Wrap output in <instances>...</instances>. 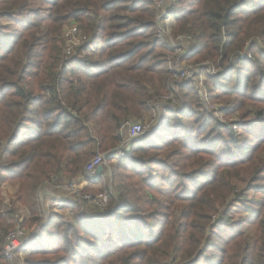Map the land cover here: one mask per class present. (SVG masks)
<instances>
[{
  "label": "trees",
  "instance_id": "1",
  "mask_svg": "<svg viewBox=\"0 0 264 264\" xmlns=\"http://www.w3.org/2000/svg\"><path fill=\"white\" fill-rule=\"evenodd\" d=\"M166 4L172 36L192 39L184 60L217 69L206 98L178 85L184 109H163L107 166L108 210H53L24 264H264V0ZM157 17L154 0H0V260L6 216L27 206L40 222L43 183L85 179L97 153L117 160L121 125L146 123L171 90ZM67 25L87 37L70 56ZM6 183L17 191L4 213Z\"/></svg>",
  "mask_w": 264,
  "mask_h": 264
},
{
  "label": "built area",
  "instance_id": "2",
  "mask_svg": "<svg viewBox=\"0 0 264 264\" xmlns=\"http://www.w3.org/2000/svg\"><path fill=\"white\" fill-rule=\"evenodd\" d=\"M154 2L158 12V17L156 20L157 36L169 49V53L166 56V61L170 71L171 90L167 95L161 98V102L155 107V109H153V117L148 122L142 123L127 121L121 125L119 133L123 139L120 141L116 150L118 152L117 160L119 157L127 158L131 155L134 143L142 141L146 134L153 127H155V125L159 124L162 113L166 108L170 107L176 110L182 108L178 104V91L175 90L177 89L178 85L180 86L189 81H195L201 88L206 98L207 89L204 86L205 74L208 73L210 75H214L217 73V69L209 66L207 63H203L201 65H186L182 61L187 55L190 54L189 47L191 45L192 39L189 36H177L174 38L172 36L174 20L168 18L166 0H154ZM63 41L65 46V54L70 56L76 48L87 43V37L81 33L78 26L70 25L64 29ZM244 56L248 59L251 58L250 53H244ZM214 108H216L218 112L219 109H222V106H217ZM105 160V154H96V156L90 160L85 173L94 175L97 168L105 164ZM49 185L50 182L47 181L45 186ZM55 188L58 190H65L70 196H72L74 201L83 202L85 205L94 208L99 213L106 212L110 206L111 198L106 191L91 194L83 191V189L77 186L76 182L74 181L57 185ZM43 189L40 190V193H42ZM65 202L68 203L70 200H66ZM59 207L60 206L57 205V209H59ZM49 217L50 213H44L40 222L36 223L34 226L36 232L30 237H26V233L21 228H17L8 233L5 240L6 244H4L5 250L3 248L4 252L2 253V255L7 260L6 264H12L11 262H14L17 259L15 254L18 249L26 247L31 241L35 239H39V231L45 230L46 225L49 223ZM0 261L1 263L4 262L3 260Z\"/></svg>",
  "mask_w": 264,
  "mask_h": 264
},
{
  "label": "rangeland",
  "instance_id": "3",
  "mask_svg": "<svg viewBox=\"0 0 264 264\" xmlns=\"http://www.w3.org/2000/svg\"><path fill=\"white\" fill-rule=\"evenodd\" d=\"M5 23H6V21H5ZM6 24H8V23H6ZM68 26H70V25L65 26V28L68 27ZM63 32H64V30H63ZM63 32H62V36H63ZM184 63L186 65H189L186 61ZM178 88L179 87H177V89H175V90L178 91V93H179ZM178 97L179 98H182L181 95H178ZM158 104L159 103H157L154 106V109H155L156 106H158ZM178 104H179L180 107H182V109H184L185 104L183 103V101H180L179 100V103ZM208 106L210 107V105H208ZM217 106L218 105L216 104V105H213L212 107H217ZM218 117L221 120H225L224 116L221 115V114H218ZM231 119L234 120V118H231ZM158 125L159 124H157L155 126H158ZM154 129L155 128L153 127L146 134V136L149 135ZM101 154H103V153L101 152ZM113 159L114 158H112V160H109V161L106 160V162L104 164L105 171H106V173L109 172V176L110 177H108V175H107V178L104 180V182L102 183L101 186H98V187H95V188H91V189H87V190L84 189L83 191L88 192V193H91V194H96L98 192H105V191L108 192L109 195L112 194V193H114V189H113V187H111L112 185L109 187V184H108L109 182L111 183V178H112L111 176L112 175H111V170L107 168V166L109 167V165L110 166H116V164L119 163L118 160H113ZM154 172L156 174H159V175L163 174V172H161V170L160 169H157V168L154 169ZM53 175L54 174H52L51 176H53ZM61 177L62 178H61L60 182L63 183V184L68 183V182H71V181H74V182H76V184H78L77 181H79L78 178H74V179L68 180V178L65 177L64 174H61ZM43 184H45V183H43ZM77 186H79V185H77ZM41 189H43V185H42V188ZM16 191H17V186L12 185L11 183H6L4 185V187H3V193H2V204H1V210H2V212L7 213V211L9 210V207H11L12 200H14V198H15ZM39 192H38V194H39ZM38 194H37V196L34 197V202L37 204V211H38L37 214H39L41 216V219H42V216L44 215V213H48V210L46 209V210L43 211V204L39 201ZM7 206H9V207H7ZM52 208L49 210L50 213H52V211H53ZM87 208H91L92 210H95L94 208H92V207H90L88 205H87ZM60 212H61V210H60ZM16 214L17 215L15 216V219L14 220H10V216H6L5 217V222H7V224L10 225V229L8 230L7 235H8V233L10 231H13V230H15L17 228H21L26 233V237L32 236L36 232V230L34 229V226L36 225V223H33V222L31 223V221H30L31 218H32V210H30L29 207H27V206H21V205H19ZM46 226H48V225H46ZM44 231H39V235H40L39 239H35V240L31 241L27 246L25 245L26 247L20 248V249H18V251L16 250L17 252H16L15 256H16V258H19V260L16 263L13 262V261L11 263L12 264H24V260L26 258V255L28 253H30L29 252L30 250L33 249L32 246L33 245L35 246V245L38 244V242H42L44 240V238H45V235H44L45 232ZM7 235H6V237H7ZM6 237H5V240H6ZM4 244H6V242ZM3 248L5 250L4 245H3ZM3 252L4 251H2V253ZM0 263H1V261H0ZM6 263H7V260L5 259L4 262H2L1 264H6Z\"/></svg>",
  "mask_w": 264,
  "mask_h": 264
},
{
  "label": "crops",
  "instance_id": "4",
  "mask_svg": "<svg viewBox=\"0 0 264 264\" xmlns=\"http://www.w3.org/2000/svg\"><path fill=\"white\" fill-rule=\"evenodd\" d=\"M168 18L172 19V17L169 15H168ZM182 61L185 62L184 60ZM113 160H116V158H114ZM103 175L105 177H103V179L101 180H93L89 178L88 176H86L85 179H83V177H80L78 178L79 181H77L78 183L77 185H79V187H81L83 190L101 186L104 180L107 178V175L108 177H110L109 172L106 173L105 168H104ZM38 198H39V201L43 204V211L47 209L48 213H50L49 210L52 207H53L52 210H56V211L65 209L66 200H70L74 202V199L72 198V196L69 195L68 192H66L65 190H58L53 185L45 186L42 193L38 194ZM76 202L84 204L83 202H80V201H76ZM57 205L60 206L59 209H57ZM85 207H87V205H85Z\"/></svg>",
  "mask_w": 264,
  "mask_h": 264
},
{
  "label": "water",
  "instance_id": "5",
  "mask_svg": "<svg viewBox=\"0 0 264 264\" xmlns=\"http://www.w3.org/2000/svg\"><path fill=\"white\" fill-rule=\"evenodd\" d=\"M158 128V126L157 127H155V129H157ZM147 136H145V138H146ZM144 138V139H145ZM108 158V156H106V159ZM104 165H101V166H99L98 168H97V170H96V172H95V174L94 175H92V174H90V173H86V175L89 177V178H91V179H93V180H100L102 177H101V175H102V173L104 172Z\"/></svg>",
  "mask_w": 264,
  "mask_h": 264
}]
</instances>
